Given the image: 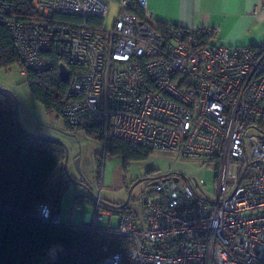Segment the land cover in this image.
Segmentation results:
<instances>
[{
  "label": "built area",
  "instance_id": "obj_1",
  "mask_svg": "<svg viewBox=\"0 0 264 264\" xmlns=\"http://www.w3.org/2000/svg\"><path fill=\"white\" fill-rule=\"evenodd\" d=\"M24 1L36 19L22 14L20 0H0V23L23 74L55 60L67 68L58 115L70 128L98 131L102 146L120 139L198 160L214 177L209 192L203 179L163 176L138 210L119 213L99 190L90 230L117 214L126 246L91 264H264V43H219L204 25L159 30L146 0H120L110 29L89 22L106 18L105 0ZM35 216L60 224L48 203H37ZM97 231V252L106 253V231ZM61 251L53 245L41 256L56 260Z\"/></svg>",
  "mask_w": 264,
  "mask_h": 264
},
{
  "label": "trees",
  "instance_id": "obj_2",
  "mask_svg": "<svg viewBox=\"0 0 264 264\" xmlns=\"http://www.w3.org/2000/svg\"><path fill=\"white\" fill-rule=\"evenodd\" d=\"M20 6L27 18H37L26 1L20 0ZM135 12L142 15L139 8ZM56 19L63 23L80 21L76 16L60 14ZM89 22L100 28L103 24L95 18ZM166 25L158 22L157 28L164 30ZM17 64L23 67L6 25L0 23V68ZM58 67L55 60L47 71L25 73L31 93L50 113H59L67 86L59 76ZM259 128L264 131V122H260ZM86 132L101 141L98 131ZM102 148L106 154L121 155L125 162L145 159L151 153L120 139H110ZM64 157L61 143L31 135L19 127L13 98L0 90V264H36L37 257L53 245H60L62 251L50 264H91L126 246V240L118 237L115 229L99 226L91 231L88 223L60 220V224H54L35 216L37 203L50 204L53 213L58 214L61 197L70 185L61 171ZM74 201L94 205L93 198L87 194L76 195ZM97 230L106 231L103 238L109 243L106 253L97 252Z\"/></svg>",
  "mask_w": 264,
  "mask_h": 264
},
{
  "label": "rangeland",
  "instance_id": "obj_3",
  "mask_svg": "<svg viewBox=\"0 0 264 264\" xmlns=\"http://www.w3.org/2000/svg\"><path fill=\"white\" fill-rule=\"evenodd\" d=\"M105 20L104 28L110 29L113 23H107ZM261 34L264 35V28L261 29ZM258 42L264 43V39ZM22 71L23 67L18 64L7 69L0 68V88L11 91L21 104L18 111L21 125L33 135L61 140L68 151L70 174L80 180L76 171L77 162L92 194L101 190L103 202L122 204L128 195V190L136 183L127 207L138 210L142 199L154 189L155 180L163 176L178 175L180 178L203 179L206 189L212 191L213 174L206 171L205 166H202L198 160L179 158L168 152L151 151L145 159L125 162L121 155L106 154L101 141L91 137L85 130L69 128L58 113L47 112L31 93ZM85 193L87 190L80 186L72 185L67 188L61 197L58 210L61 221L86 222V215L93 213V205L80 204L82 210L72 213L74 197ZM113 211L121 212V210ZM117 222V214L112 217L103 216L99 220V226L104 229L108 227L115 229ZM52 261L55 260H52L48 254L44 257L39 255L36 264H50Z\"/></svg>",
  "mask_w": 264,
  "mask_h": 264
},
{
  "label": "crops",
  "instance_id": "obj_4",
  "mask_svg": "<svg viewBox=\"0 0 264 264\" xmlns=\"http://www.w3.org/2000/svg\"><path fill=\"white\" fill-rule=\"evenodd\" d=\"M105 1L108 6L105 21L113 23L121 11L120 0ZM146 9L155 21L167 25L216 28L219 43L247 46L264 39L261 34L264 0H146ZM88 219L89 215H86L84 223Z\"/></svg>",
  "mask_w": 264,
  "mask_h": 264
},
{
  "label": "water",
  "instance_id": "obj_5",
  "mask_svg": "<svg viewBox=\"0 0 264 264\" xmlns=\"http://www.w3.org/2000/svg\"><path fill=\"white\" fill-rule=\"evenodd\" d=\"M58 70H59V76L61 78V80L63 82H67L68 80V76H69V73H68V70L67 68L63 65V64H60L59 67H58ZM0 90H3L7 93H9L11 95V97L13 98V101H14V108H15V116H16V122L17 124L19 125V127L24 130L25 132L29 133L28 131H26V129L21 125L20 121H19V117H18V111H19V108L21 107V104L20 102L18 101V99L16 98V96L11 92V91H7L6 89H1ZM31 134V133H30ZM33 135V134H31ZM43 138H48L50 140H54V141H57L59 143H61L63 146H64V150H65V157H64V161H63V165H62V169L61 171L65 174V176L67 177V179L69 180V182L72 184V185H75V186H80L84 189L87 190V194L88 196H91L93 198V194L90 190V186L86 180V178L83 176L80 168H79V165L78 163L76 162V171L80 177V180H77L75 179L69 172V169H68V151H67V148L66 146L63 144V142L57 138H53V137H44V136H41ZM136 183H134L130 189L128 190V195L125 199V201L120 204V205H116V204H112V203H108V202H103V205L107 208H110V209H113V210H122L124 209L125 207H127L129 201H130V195H131V191L134 187ZM88 223V222H87Z\"/></svg>",
  "mask_w": 264,
  "mask_h": 264
}]
</instances>
